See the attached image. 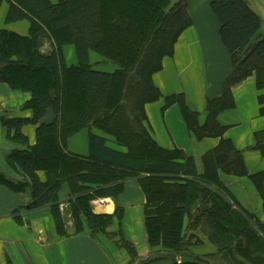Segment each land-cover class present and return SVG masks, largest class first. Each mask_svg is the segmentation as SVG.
<instances>
[{
  "label": "trees",
  "instance_id": "1",
  "mask_svg": "<svg viewBox=\"0 0 264 264\" xmlns=\"http://www.w3.org/2000/svg\"><path fill=\"white\" fill-rule=\"evenodd\" d=\"M4 1L9 5L6 23L26 20L29 24L26 35L0 29V82L31 94L21 107L31 111V116L2 118L7 137L25 146L11 155L27 180L14 181L0 174V183L18 192L30 184L31 199L24 208L47 206L60 233L65 232L69 214L76 233L87 232L92 238L98 232L108 235L105 228L117 209L95 214L91 201L115 197L124 186V177L139 176L145 197L146 240L153 251L140 259L133 244L121 236L130 259L127 264L135 259L138 264H222L213 259L217 255L240 264H264V222L256 221L255 229L251 216L235 209L223 194L201 184V179H187L186 164L175 161V151L159 147L146 126L145 104L161 97L152 76L191 24L187 0ZM209 6L219 21L218 34L231 57L232 69L221 97L207 101L203 124L198 113L180 99L181 110L197 139L221 137L204 162H213L227 174H246L242 152L223 138L225 127L217 115L230 88L245 77L254 73L257 87L264 88L261 19L246 0H210ZM114 9L117 14L112 15ZM128 16L131 26L121 27L120 20L127 21ZM110 18L119 27L113 28ZM45 42L48 51H42ZM69 43L76 47V65L65 61L63 45ZM89 51L114 64L115 70L93 66L88 61ZM259 99L264 102V96ZM165 100L169 103L167 97ZM48 110L53 117L44 122ZM25 124L36 126L33 145L21 131ZM86 127L111 135L127 151L111 148L103 138L90 134L87 156L71 152L68 138ZM254 137V148L264 153V131ZM38 171L45 172V180ZM65 184L70 211L59 199ZM16 220L21 222L19 215ZM197 230L204 231L217 246L216 255L191 252L200 243ZM253 244L258 246L256 250Z\"/></svg>",
  "mask_w": 264,
  "mask_h": 264
},
{
  "label": "crops",
  "instance_id": "2",
  "mask_svg": "<svg viewBox=\"0 0 264 264\" xmlns=\"http://www.w3.org/2000/svg\"><path fill=\"white\" fill-rule=\"evenodd\" d=\"M187 3L191 24L179 35L172 55L162 59L161 69L152 76L161 97L145 104L146 126L159 147L175 151V161L186 164L184 174L187 179H201V184L223 194L235 209L251 216L249 221L257 229L256 221L264 222V153L254 148V135L264 131V102L259 99L260 95L264 96V88L257 87L254 73L245 77L230 88L226 103L217 115L219 123L225 127L223 138L242 152L246 174H227L213 162H204L203 158L206 159L216 149L221 137L197 139L184 120L180 99L198 113L199 122L203 124L207 118V101L221 97L232 62L220 40L219 21L210 9V0H187ZM8 8L6 1L0 3V25L1 20L5 22ZM20 21L23 23V20ZM11 23L5 22L0 29L26 35V25L24 30H18L23 25L14 27L19 23ZM28 26L27 23V32ZM259 34L263 35L261 29ZM65 48L63 52L67 63ZM98 69L108 71L102 67ZM165 97L169 102L167 104ZM30 98V92L12 89L0 82V174L14 181L27 180L19 162L11 155L12 151L24 149L25 146L7 137L2 118L31 116V111L21 108ZM52 117V112L48 110L42 121L49 122ZM35 130L36 126L32 124L21 127L30 145L36 141ZM90 134L103 138L111 148L127 151L126 147L117 146L111 135L87 127L68 139V149L75 154L87 156ZM38 175L42 180L46 179L44 171H38ZM125 184L127 198L124 204L137 207L136 221L143 222L141 212L145 197L135 179ZM67 192L64 187L60 191L62 207H67ZM30 199L29 183L20 192L0 183V264H124L123 256L121 260L117 258L111 242L92 238L87 232L76 233L70 220L64 222L65 232H58L47 206L31 210L24 208ZM17 215L21 222L16 220ZM137 234L131 231V239L137 242L138 247L141 242L136 240L143 242V247L137 251L140 256H146L144 254H148L149 249L145 244L144 225ZM195 234L200 243L191 248L194 255H216L219 252L204 231L197 230ZM259 234L262 235L261 232ZM253 246L255 250L258 248L256 244Z\"/></svg>",
  "mask_w": 264,
  "mask_h": 264
},
{
  "label": "rangeland",
  "instance_id": "3",
  "mask_svg": "<svg viewBox=\"0 0 264 264\" xmlns=\"http://www.w3.org/2000/svg\"><path fill=\"white\" fill-rule=\"evenodd\" d=\"M2 1H4V0H2ZM51 1L55 2L56 0H51ZM175 1H178V0H172V2H175ZM246 1H247L248 5L250 6V8L253 11H255L261 17L260 29H261V33L264 35V0H246ZM115 14H117L116 9H114L112 11V15H115ZM127 18H128L127 21H123L122 19L120 20L121 22H119V23H120L121 27L125 28L127 26L129 28L131 26L130 25L131 17L128 16ZM19 22H21V21H19ZM19 22L17 21L14 23H19ZM109 22L113 28L119 27V25H116V22L112 21L111 18H110ZM27 23L28 22L26 20H23V23H19L18 25L14 26V27H19L20 25H23L22 29L18 28V30H24V25H26V29L24 32H26L25 34H27ZM6 24H8V23H6ZM4 25H5V22L4 21L2 22V20H1L0 28L3 27ZM115 40H117L116 37H115ZM64 47H66L65 48L66 54L68 55V62L66 64L68 65V63L72 62L73 64H71V65H76L78 63V59H77L75 44L74 43L65 44V45H63V48ZM49 49H50L49 43L45 42L44 45L42 46V51H48ZM65 61H67V60H65ZM88 61L93 66H95L96 68L102 67V68H106V70H108V71H113L116 68V66L114 64L105 61L101 56H99L97 53L92 52V51L88 52ZM74 92L77 94L79 91L75 88ZM91 128H95V127H91ZM81 130H79V131H81ZM78 132L74 133L70 137L74 136ZM116 144H117V146L121 145L118 142H116ZM67 147H68V140H67ZM138 178H139V176H132V177H126V178L124 177L122 179L124 182V186L121 189H119V191L115 195V197L98 198V199L91 201V204H90L91 205V211H92V213H95V214L107 213L106 208H105V204H107V203L112 205V207L114 208V211H116V209H117V211L115 212V215L112 217L111 224H109L105 228L106 232L109 234L104 235V234H102V232H98L94 238H100L101 240L106 239L109 242H111L113 249L116 250L114 252L117 255V258L120 259L123 256L122 260L124 261V264L125 263L127 264L128 261H130V259H129L128 254L126 253V251L122 247L121 236L133 244V246L136 249L137 254H138V251H137L138 248L143 247V242L140 239L136 240V241L141 242L139 247H138L137 242H135L134 240L131 239L130 233L132 231L133 234L134 233L137 234V231L140 232V230L143 229L144 207L142 209V212L140 211L141 213H143V216H142L143 222H141V220H140L138 223L136 221V218L138 215L136 212L137 207H135V206L128 207L124 204V201L127 198L126 197L127 196V185L125 183L128 182V180H130V179H135V181L138 183V185L140 187V183L138 181ZM64 188H66V190L69 192L66 184L64 185ZM144 204H145V202H144ZM132 209H133V211H132ZM68 210L70 211V205H68ZM68 220H70V222L72 223L73 217L72 216L71 217L66 216L65 223H67ZM82 220L84 221V219H82ZM138 226H139V228H138ZM140 226L142 228H140ZM134 228H135V230H134ZM144 233H145V227H144ZM137 235H139V234H137ZM145 242H146L145 244H146L147 248L149 249V253L144 254L146 256H140L138 254V257L140 259L147 258L150 254V251H153L148 246V243L146 240V234H145ZM121 252H123V253L121 254ZM213 259H215V261L222 263V264H240V263H237V261L233 258L228 260V261L226 259H225L226 261L221 260L220 256H218V255L214 256ZM241 260L244 261V259H241ZM133 261H134L133 264H138V262H139V260H137V259H135Z\"/></svg>",
  "mask_w": 264,
  "mask_h": 264
},
{
  "label": "water",
  "instance_id": "4",
  "mask_svg": "<svg viewBox=\"0 0 264 264\" xmlns=\"http://www.w3.org/2000/svg\"><path fill=\"white\" fill-rule=\"evenodd\" d=\"M113 210H114V208L112 207L111 204H107V205H106V212H107V213H112Z\"/></svg>",
  "mask_w": 264,
  "mask_h": 264
}]
</instances>
